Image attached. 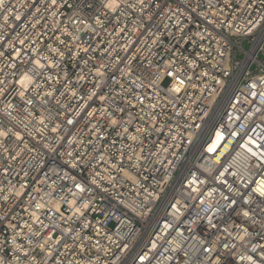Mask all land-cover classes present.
<instances>
[{
	"label": "built area",
	"instance_id": "2783aa9c",
	"mask_svg": "<svg viewBox=\"0 0 264 264\" xmlns=\"http://www.w3.org/2000/svg\"><path fill=\"white\" fill-rule=\"evenodd\" d=\"M0 264H264V0L0 3Z\"/></svg>",
	"mask_w": 264,
	"mask_h": 264
},
{
	"label": "rangeland",
	"instance_id": "374dc122",
	"mask_svg": "<svg viewBox=\"0 0 264 264\" xmlns=\"http://www.w3.org/2000/svg\"><path fill=\"white\" fill-rule=\"evenodd\" d=\"M244 46H245L246 48H248V47H249L248 42H245Z\"/></svg>",
	"mask_w": 264,
	"mask_h": 264
},
{
	"label": "bare ground",
	"instance_id": "6f19581e",
	"mask_svg": "<svg viewBox=\"0 0 264 264\" xmlns=\"http://www.w3.org/2000/svg\"><path fill=\"white\" fill-rule=\"evenodd\" d=\"M3 1H5V0H0V3H2Z\"/></svg>",
	"mask_w": 264,
	"mask_h": 264
}]
</instances>
